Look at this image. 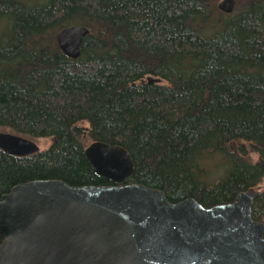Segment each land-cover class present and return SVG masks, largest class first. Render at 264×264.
Returning <instances> with one entry per match:
<instances>
[{"label": "trees", "instance_id": "16d2710c", "mask_svg": "<svg viewBox=\"0 0 264 264\" xmlns=\"http://www.w3.org/2000/svg\"><path fill=\"white\" fill-rule=\"evenodd\" d=\"M218 2L0 0L1 133L48 143L30 157L0 151V201L37 181L116 186L86 157L98 142L130 155L124 185L162 191L171 204L193 199L212 209L257 188L264 0H239L231 15ZM72 26L90 31L77 60L57 42ZM252 218L264 224V190Z\"/></svg>", "mask_w": 264, "mask_h": 264}, {"label": "water", "instance_id": "95a60500", "mask_svg": "<svg viewBox=\"0 0 264 264\" xmlns=\"http://www.w3.org/2000/svg\"><path fill=\"white\" fill-rule=\"evenodd\" d=\"M235 7V0L218 5L227 15ZM88 35L83 27L66 28L58 34L59 48L77 60ZM0 151L24 158L40 147L0 133ZM85 154L97 177L116 186L37 181L13 188L0 201V264H264V224L252 218L254 192L212 209L193 199L171 204L162 191L124 185L134 164L123 148L98 142Z\"/></svg>", "mask_w": 264, "mask_h": 264}, {"label": "rangeland", "instance_id": "374dc122", "mask_svg": "<svg viewBox=\"0 0 264 264\" xmlns=\"http://www.w3.org/2000/svg\"><path fill=\"white\" fill-rule=\"evenodd\" d=\"M222 0H219L218 4L221 2ZM236 1V0H235ZM239 1V0H237ZM236 1V8H239V7H243L244 5H239L238 2ZM240 2H242V0H240ZM218 4L216 6H218ZM84 128L87 127L86 124H83ZM2 132V130H0V133ZM38 145L43 148V147H46L48 145V143L45 141V142H38ZM91 145V144H89ZM88 145V146H89ZM244 151H245V154H246V157L249 159V161H251L252 163H255L257 162L258 160V154L253 150L252 147H244ZM261 190H264V179L262 180V182L259 184V186L257 188H254V192H257V191H261Z\"/></svg>", "mask_w": 264, "mask_h": 264}, {"label": "bare ground", "instance_id": "6f19581e", "mask_svg": "<svg viewBox=\"0 0 264 264\" xmlns=\"http://www.w3.org/2000/svg\"><path fill=\"white\" fill-rule=\"evenodd\" d=\"M236 2V1H235ZM83 28H85V29H87L86 27H83ZM66 29V28H65ZM64 30V29H63ZM88 31H89V29H87ZM62 31V30H61ZM89 33H90V31H89ZM59 34V33H58ZM58 34H57V37H58ZM57 42H58V39H57Z\"/></svg>", "mask_w": 264, "mask_h": 264}]
</instances>
